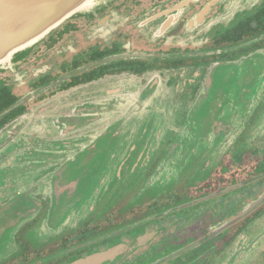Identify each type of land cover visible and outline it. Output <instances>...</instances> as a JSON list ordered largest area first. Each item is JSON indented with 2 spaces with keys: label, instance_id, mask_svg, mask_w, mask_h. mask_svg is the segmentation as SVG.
Listing matches in <instances>:
<instances>
[{
  "label": "flooded vegetation",
  "instance_id": "af4514ba",
  "mask_svg": "<svg viewBox=\"0 0 264 264\" xmlns=\"http://www.w3.org/2000/svg\"><path fill=\"white\" fill-rule=\"evenodd\" d=\"M263 49L264 0L229 11L223 0H112L96 13L64 20L0 69V130L55 95L111 76L143 83L160 77L174 101L190 99L213 66ZM258 109L244 110L235 123L215 121L201 137L200 155L175 158L170 136L145 172L149 178L170 161L176 163L170 179L131 199L125 179L111 184L105 176L115 152L102 129L88 128L90 138H80L82 130L67 135L54 165L44 160L35 169L41 182L16 189L0 177V264H264V245L233 246L264 216ZM49 140L30 134L26 149L7 150L2 163L11 172L32 170L21 156L47 155ZM99 165L97 183L107 185L100 194L92 186L97 201L71 210L70 197L87 195L94 182L88 173ZM52 173L56 197L43 182Z\"/></svg>",
  "mask_w": 264,
  "mask_h": 264
},
{
  "label": "water",
  "instance_id": "95a60500",
  "mask_svg": "<svg viewBox=\"0 0 264 264\" xmlns=\"http://www.w3.org/2000/svg\"><path fill=\"white\" fill-rule=\"evenodd\" d=\"M111 1L0 0V69L11 67L19 60L17 58L27 53L64 20L75 15L96 13ZM223 1L229 11L236 7L248 9L262 0ZM238 68L240 72L235 75L232 71ZM230 72L235 75L233 82L241 85L240 90L235 89L239 92L238 98L231 96V89L227 86L230 76L226 77V74ZM245 106H249L248 109ZM257 109L260 113L255 128L264 130V49L233 62L213 66L190 99L174 101L170 92L165 91V82L160 77L149 76L144 83L130 75L98 79L49 98L1 129L0 167H5V171L1 170L0 177L5 178V182H14L16 189L23 188L29 182H41L35 169L42 166L44 160L48 165H54L63 151H59L57 146L61 139L79 130H82L80 138H90L88 128L99 126L101 134L105 133L101 137L111 153L115 152L110 156L106 176L110 177L111 184L117 183L119 177L125 179L127 198L131 199L138 194L145 195L147 190L170 179H166L167 174L173 172L170 170L176 164L170 161L162 162L153 176L145 177L150 161L164 149L170 136L174 138L172 154L175 158L188 157L192 153L198 155L201 137L207 135L215 121H227L244 110ZM33 133L53 138L45 146L47 155L35 151L30 158L21 156L30 160L25 165L32 166V170L7 171L11 168L7 167V163H2L6 160L4 155L8 156L6 151L14 150L16 155L26 149L25 144ZM8 143H14L13 147L8 148ZM122 144L125 145L126 155L120 158L119 146ZM66 151L68 153L65 155H71L72 152ZM124 160L126 168L120 173L121 161ZM9 176L12 178L8 179ZM98 176L102 177L103 174ZM57 177V173L48 174L43 181L47 182L53 197H56V192L52 190L56 189L51 184L58 182ZM23 190L27 192L29 188ZM243 245L253 246L254 249L264 245V216L245 230L241 240L233 244Z\"/></svg>",
  "mask_w": 264,
  "mask_h": 264
},
{
  "label": "rangeland",
  "instance_id": "374dc122",
  "mask_svg": "<svg viewBox=\"0 0 264 264\" xmlns=\"http://www.w3.org/2000/svg\"><path fill=\"white\" fill-rule=\"evenodd\" d=\"M232 72H235V75H236V74H238L240 72V69L239 68L238 69H235ZM235 75L234 74H231V72L228 73V74H226V77H229L230 76L229 79H228V81H227V83H228L227 86L231 89V96L238 98V93L239 92H237L235 89H239L240 90L241 89V85H237L236 82H233V77ZM259 112L260 111H257L256 113L258 114ZM240 114L241 113H238V116H240ZM237 117L235 116V117H233L232 119H229V120L231 122L235 123V120L237 119ZM229 120H227V121H229ZM262 131H264V130H259V132H262ZM99 170H100V165H99V169L96 168L95 171H93V173L92 172H89L88 173L89 181H94V182H93V184H89L91 187L89 188L86 196L85 195H82L79 192L78 194L70 197L69 203L70 204H74L73 207H71V210H74V209L77 210L78 209V205H81V204L85 205L90 199H92V202H96L97 201V197L94 198V196H95V193L94 192L95 191L92 193V186H95V185L98 186V190H99V193L98 194H100L102 187L104 185H107L105 183H100L98 185L97 181H98V171ZM77 173H79V172H77ZM105 176H106V174H105ZM105 178L106 177H103V179H105ZM105 203H107V201H105ZM70 214H71V218L74 215H76L73 212H71ZM51 221H52V224L55 223V221H53V219Z\"/></svg>",
  "mask_w": 264,
  "mask_h": 264
}]
</instances>
